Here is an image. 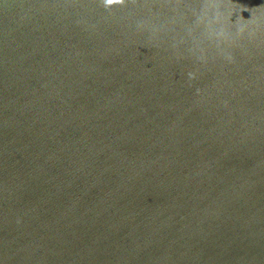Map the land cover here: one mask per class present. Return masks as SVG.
<instances>
[{"label": "water", "instance_id": "95a60500", "mask_svg": "<svg viewBox=\"0 0 264 264\" xmlns=\"http://www.w3.org/2000/svg\"><path fill=\"white\" fill-rule=\"evenodd\" d=\"M0 264H264V0H0Z\"/></svg>", "mask_w": 264, "mask_h": 264}, {"label": "clouds", "instance_id": "9594fccd", "mask_svg": "<svg viewBox=\"0 0 264 264\" xmlns=\"http://www.w3.org/2000/svg\"><path fill=\"white\" fill-rule=\"evenodd\" d=\"M105 6H111L114 3H123V0H104Z\"/></svg>", "mask_w": 264, "mask_h": 264}]
</instances>
